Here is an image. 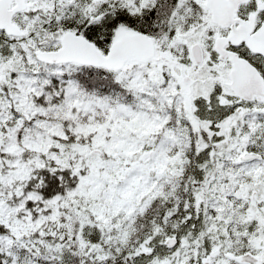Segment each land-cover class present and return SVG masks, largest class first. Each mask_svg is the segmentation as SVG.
I'll list each match as a JSON object with an SVG mask.
<instances>
[{
    "label": "snow or ice",
    "instance_id": "1",
    "mask_svg": "<svg viewBox=\"0 0 264 264\" xmlns=\"http://www.w3.org/2000/svg\"><path fill=\"white\" fill-rule=\"evenodd\" d=\"M0 264H264V0H0Z\"/></svg>",
    "mask_w": 264,
    "mask_h": 264
}]
</instances>
